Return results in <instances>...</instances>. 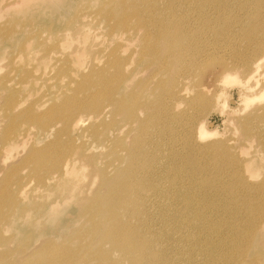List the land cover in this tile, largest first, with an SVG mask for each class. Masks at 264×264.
Wrapping results in <instances>:
<instances>
[{
	"label": "bare ground",
	"instance_id": "obj_1",
	"mask_svg": "<svg viewBox=\"0 0 264 264\" xmlns=\"http://www.w3.org/2000/svg\"><path fill=\"white\" fill-rule=\"evenodd\" d=\"M2 16L0 264H215L222 242L241 245L234 264L264 262L247 258L264 247V175L237 155L264 105L233 119L229 147L200 143L215 127L179 108L201 100L185 98V79L193 53L209 54L213 23L259 19V32L245 28L257 52L241 72L264 64V0H0ZM185 156L193 163L180 167ZM58 195L75 219L28 248L46 228L38 219L64 210ZM218 211L230 214L222 229ZM16 222L29 232L12 247Z\"/></svg>",
	"mask_w": 264,
	"mask_h": 264
},
{
	"label": "rangeland",
	"instance_id": "obj_2",
	"mask_svg": "<svg viewBox=\"0 0 264 264\" xmlns=\"http://www.w3.org/2000/svg\"><path fill=\"white\" fill-rule=\"evenodd\" d=\"M6 18L5 16L0 17V22L6 21ZM248 26L255 27V30L259 32L262 28V22L254 16L243 18L234 23L233 28L229 31L226 29L227 25L222 24V21L218 24L213 23V28L218 27L216 31L218 33L217 36H212L209 40L203 42V44H205L204 47L209 48V54L201 55L197 52L193 53L199 57L200 63L191 68L187 79H185V83L187 84H185V87L188 88V94L185 98H191L193 92L197 90L201 93L202 97L199 101L193 100L196 96L192 100H183L184 102L181 101L179 108L185 106L187 111L193 114L192 121H202L206 127H215V133L201 138V141H199L200 143L219 140L225 142L229 147L230 137L235 135L233 134V119H242L244 115L248 113L258 112L261 106L264 105V64L260 65L256 71H253L252 73H254V75L251 77H249L248 73L243 74V72H241L242 66L249 63L252 56L257 52H255V50L249 51L248 47H251V44L247 42L245 32V28ZM1 59L0 61H2V63H6L7 58L4 59L1 57ZM225 66H227L229 70H227ZM4 70V68L1 69L0 74L4 72ZM233 76H235V78ZM252 84L255 85H253L252 88H248V85ZM225 98H231L232 102L224 105ZM245 98L250 101H245ZM258 116L260 117V115ZM260 118H257L253 126L254 137L244 139L245 143L242 144V151L240 150L239 154H237L240 159H251L255 164H258V168L251 172L259 171V175L257 176L259 178L264 175V118ZM177 126L179 132L187 128V126L184 125ZM256 133L258 134L257 136H255ZM196 134L195 127L194 130H191V135L196 136ZM36 144L40 143L37 142ZM178 148H180V146ZM186 156L179 158L177 160V165L180 167L191 165L193 162L189 159L186 160ZM239 162L241 161L238 160V163ZM194 166L191 173L193 172L195 174L200 166L198 164ZM235 168L236 166L233 168L227 165L224 169L223 176L225 174L231 175ZM246 175H249V173H246ZM175 177L176 176H171V179H175ZM32 186L33 183L31 184V187ZM95 187L96 185L93 186L94 189ZM53 199L56 201L55 204L57 206L59 205L63 208L66 205L64 210L62 212L58 211L53 215L45 213L38 219L39 223L42 222L43 225L46 224V228L43 227L41 232L38 230V232H34L32 236H28V243L30 244H28V248L36 246L39 244L40 240H44V238H52L55 241L60 240L62 235L60 236L59 233L57 235L54 232L49 233L48 230L56 231L59 225L65 222L67 223L70 219H75L76 211L75 207L70 204L72 203L71 199H62L59 195L54 196ZM241 202L242 199H238L235 204L238 207L241 206V208H244L245 204L248 202V196L244 199L243 204L240 205ZM217 213L219 214L218 220L213 221V223L215 225L219 224L221 229L225 228L228 221L231 220L229 219L230 214H228L227 211H218ZM23 223L24 224H20L16 222L14 228L10 229V232L13 233L12 236L15 238V241L11 243L12 247L17 244L19 240L25 238V236L27 237V232H29V228L27 227L28 223ZM224 230L229 231L227 228ZM168 238L169 240L167 239V242L171 241L170 237ZM225 239H227V235ZM228 247L229 242H222L221 247L218 246L217 249L212 252L210 257L215 264H234L238 260H241L240 262L243 261L240 244L232 248ZM227 249L235 251L234 257L231 258L226 254ZM263 252L264 247H257L256 251L253 249V252L251 250V252L248 253L247 258H254L256 255ZM16 254L12 253V256H16ZM262 255H264V253ZM259 262V264H264L261 260H259Z\"/></svg>",
	"mask_w": 264,
	"mask_h": 264
}]
</instances>
